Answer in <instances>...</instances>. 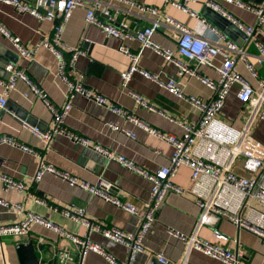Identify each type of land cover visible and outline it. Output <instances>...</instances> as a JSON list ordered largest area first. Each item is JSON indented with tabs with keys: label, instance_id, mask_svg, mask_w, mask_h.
<instances>
[{
	"label": "crops",
	"instance_id": "0c3cea01",
	"mask_svg": "<svg viewBox=\"0 0 264 264\" xmlns=\"http://www.w3.org/2000/svg\"><path fill=\"white\" fill-rule=\"evenodd\" d=\"M27 1L35 2V0ZM102 1L104 6L109 5L111 7L115 24L118 26L119 23H126L133 36L138 31L150 26L154 18L150 12L142 11L140 6L157 9L163 16H170L191 30L198 24L196 18L171 5V2L181 0ZM240 1L252 7L264 6L263 0ZM204 2L205 0H199L198 3L190 4L189 7L202 17V12L206 8ZM221 4L230 15L244 25L258 26L257 16L253 12L234 4L225 2ZM87 6L90 7L91 4ZM87 8L79 7L74 10L63 35V40L67 45L81 48L86 52L85 56L79 57L74 72L83 73L85 85L107 98L108 101L124 108L150 127L182 139L184 131L180 127L169 122L159 112L153 113L139 107L131 94L141 96L159 111L169 116H184L191 121H197L200 118V113L188 103L139 73H134L128 88L124 89L121 74L129 70L132 61L118 51L122 45L119 39L107 37L100 29L86 23ZM97 15L103 21L108 19L99 11ZM208 23L214 26L210 22ZM0 25L10 33L11 37L19 39L21 44L29 50L33 49L40 41L51 38L54 30L53 23L39 21L4 4H0ZM173 34L170 27L162 26L154 33L153 40L162 48L175 52L177 41ZM204 35L212 41L217 39V36L211 33L209 29H205ZM254 39L264 44V25L259 26V33L255 35ZM86 42L92 47L84 48ZM236 43L246 47L251 55L250 61L256 66L259 79L264 80V66L257 64L255 56L258 54V49L255 45L247 46L243 40ZM124 45L135 54L139 53L141 48L135 39L127 40ZM2 47L19 55L10 38L0 29V48ZM175 57H178L176 52ZM15 67L24 70L32 81L39 84L56 108L60 109L64 105L66 87L56 76L57 60L49 50L40 48L33 61L20 58ZM139 67L150 73L160 74V79L163 82H168L171 78L179 81L187 96L198 97L205 101L214 97V92L199 79L178 78L177 67L150 49H145L141 54ZM236 67L243 80L257 89L258 79L253 78L245 65L239 62ZM198 71L211 80H218V75L213 68L202 66ZM71 79L74 78L71 77ZM2 90L3 88L0 86V94ZM239 90V85L233 87L220 115L222 117L220 119L235 130H242L250 117V108L241 103L237 97ZM26 95H29L28 98ZM23 121H26L31 127L39 128L41 132H46L53 126L52 115L49 110L39 99L31 95L28 85L19 80L16 89L10 93L7 99L6 108L0 111V135L11 136L18 142L35 149L48 164L55 166L61 172L77 177L81 181L96 184L99 179H104L113 183L121 190L124 201L133 204L140 213L143 212L151 193V183L148 180L132 173L116 162L106 161L92 148L76 144L64 136L55 137L48 149H45L37 136L22 128ZM109 123L131 131L136 138L132 139L122 132L114 131L108 126ZM66 127L69 131L89 139L91 147L100 145L114 151L152 174L169 166L174 153V147L169 143L126 121L107 107H100L80 95H77L73 100V108L66 119ZM250 137L256 146V151L260 153L264 148V121L257 119L254 122ZM38 163L39 160L36 157L18 148L8 145L0 146V173L7 174L16 180H23L26 184V191L22 194L15 191L6 193L2 190L0 182V199L10 203H20L26 212H34L80 238L87 237L119 262L128 263L129 255L123 245L105 238L98 232L89 231L80 224L54 213L47 207L36 205L33 200L41 197L51 204L62 207L74 204L84 209L87 217L93 223H99L105 227H115L127 233L137 231L141 222L140 217L94 197L83 189L72 187L68 182L53 174H46L39 183L31 184L29 180L36 173ZM235 170L242 175H247L239 162ZM191 177L192 171L188 167L181 166L178 168L173 182L185 192L182 195L168 194L158 214L157 222L144 240V250L136 255L133 264H147L158 253H162L165 258L174 263H181L184 260L185 244L170 236L168 229L190 235L196 226L200 210L193 196L188 194L192 185ZM24 219V215H15L0 206V225L15 224ZM216 230L224 234L228 240H216L214 237ZM199 236L208 242L224 246L232 251H244L246 262L264 264V246L260 239L245 230H239L225 219L210 218L200 229ZM41 239L43 242H40ZM22 243L35 245L40 264H59L56 258L58 251H67L73 256L69 264H110L104 257L93 252L79 255L77 246L71 240L38 224L33 226L27 237H6L0 240V264H20L16 248L18 244ZM187 264L222 263L192 250L188 255Z\"/></svg>",
	"mask_w": 264,
	"mask_h": 264
},
{
	"label": "built area",
	"instance_id": "2783aa9c",
	"mask_svg": "<svg viewBox=\"0 0 264 264\" xmlns=\"http://www.w3.org/2000/svg\"><path fill=\"white\" fill-rule=\"evenodd\" d=\"M198 1L181 0L171 2L174 8L198 20L197 26L192 30L170 16H163L157 9L140 6L142 11L150 12L154 18L150 26L138 31L133 36L129 32L126 23H119L118 26L115 24L111 7L109 5L104 6L102 0H35L34 3L27 0H0V4L12 7L19 13L28 14L42 22L53 23L52 37L40 41L31 50L24 47L19 39L11 37L10 33L1 25L0 29L10 38L20 58L24 60L33 61L40 48L49 50L57 60L56 76L66 87L65 103L60 109L56 108L39 84L32 81L24 70L17 69L14 64H9L6 68L10 73L9 79L0 78V86L3 88L0 94V111L6 108L10 93L16 89L17 82L22 80L28 85L31 95L39 99L52 115L53 126L46 132H41L37 127H31L26 121L22 123V128L37 136L45 149H48L55 137L64 136L76 144L92 148L106 161L116 162L151 183L149 200L145 203L143 212L140 213L133 204L122 199L121 190L113 183L104 179H99L96 184L81 181L77 177L61 172L55 166L48 164L35 149L18 142L11 136L0 135V146L8 145L18 148L39 160L37 171L29 180L31 184L39 183L46 174H53L68 182L72 187L83 189L90 195L98 197L129 214L138 215L141 219L137 231L127 233L115 227H105L102 224L93 223L87 217L85 210L74 204L62 207L51 204L41 197L33 200L34 204L47 207L67 220L78 223L89 231L98 232L105 238L123 245L129 255L128 263L119 262L102 247L90 241L89 238H80L77 235L68 233L40 215L34 212H26L22 204L10 203L4 199H0L1 207L15 215H24L25 219L15 224L0 225V240L6 237H27L33 226L38 224L71 240L77 246L81 256L93 252L104 257L110 264H133L136 255L144 250V240L157 222L158 214L168 194H184V189L177 186L173 179L178 168L186 166L192 171V185L188 194L193 196L200 214L190 235L168 229L170 236L185 244L186 254L184 260L181 263H174L165 258L162 253H158L147 264H156V262L160 264H187L188 255L192 250L218 260L222 264H252L244 260L246 255L244 251H232L224 246L208 242L200 238L199 231L212 217L225 219L239 230H245L258 237L264 246V148L261 150V154L258 153L255 144L250 140L254 122L257 119L264 121V80L259 79L256 66L250 61L251 55L246 47L238 45L189 7L190 4L198 3ZM222 2L234 4L253 12L257 16L258 26L244 25L222 7ZM88 4H91V6L88 7ZM204 4L234 23L246 34L245 42L247 46L254 44L258 49V54L255 56L257 64L264 66V44L254 39L255 35L259 33V26L264 25V6L252 7L240 0H205ZM79 7H88L86 23L89 26L96 27L107 37L116 38L122 42L118 51L132 61L129 70L121 74L124 89L128 88L134 73H139L146 79L162 86L175 97L188 103L200 113V118L197 121H191L184 116H169L159 111L141 96L131 94L139 107L153 113L159 112L169 122L180 127L184 131L182 139L172 134H164L150 127L124 108L108 101L107 98L85 85V75L83 73L74 72L79 57L85 56L86 52L81 48L67 45L63 40V35L74 10ZM98 11L108 19L106 21L101 20L97 15ZM166 25L173 30V37L177 41L175 52L178 57H175L174 51L162 48L153 40L154 33ZM205 29H209L211 33L215 34L217 39L212 41L206 38L204 35ZM132 39H135L141 46L137 54L124 45L127 40ZM145 49L152 50L162 56L168 63L175 65L178 69V78L199 79L214 92V97L209 101H205L198 97L187 96L179 81L171 78L168 82H163L160 79V74L141 69L139 60ZM67 55L69 57H66ZM239 62L245 65L253 78L258 79L257 89L243 80L236 67ZM202 66L213 68L218 75V80L214 81L201 75L198 69ZM71 77L74 79H71ZM237 85L240 86L237 93L239 101L250 108V117L242 130H235L220 119L227 98L233 87ZM77 95L93 101L100 107H107L114 114L172 145L174 153L169 166L163 167L152 174L114 151L100 145L91 147L89 139L69 131L66 127V119L73 108V100ZM28 96L26 95L27 98ZM108 126L114 131L124 133L127 137L136 138L134 133L118 125L109 123ZM240 158H243L241 168L247 175H242L235 170ZM0 182L2 190L6 193L15 191L22 194L26 191V184L23 180H16L7 174L0 173ZM251 202H256L262 209L251 205ZM214 237L218 241L228 240L224 234L217 230L214 231ZM40 242H43V239ZM56 258L59 264H69L73 256L67 251H58Z\"/></svg>",
	"mask_w": 264,
	"mask_h": 264
},
{
	"label": "water",
	"instance_id": "95a60500",
	"mask_svg": "<svg viewBox=\"0 0 264 264\" xmlns=\"http://www.w3.org/2000/svg\"><path fill=\"white\" fill-rule=\"evenodd\" d=\"M202 17L233 41L238 42L239 40H246V34L241 29L213 9L206 7L202 12ZM89 46L88 42L84 44V48H88ZM2 48H0V78L7 80L10 77V73L6 70L7 66L9 64L16 65L20 57L16 52L5 47ZM16 252L19 257L20 264H40V259L37 256L36 247L33 243L20 244L16 248Z\"/></svg>",
	"mask_w": 264,
	"mask_h": 264
},
{
	"label": "rangeland",
	"instance_id": "374dc122",
	"mask_svg": "<svg viewBox=\"0 0 264 264\" xmlns=\"http://www.w3.org/2000/svg\"><path fill=\"white\" fill-rule=\"evenodd\" d=\"M220 118H222V117H220ZM242 162H243V158H240L239 159V164L242 163ZM251 205H253V206H255V207L259 208V209H262V207L259 206L256 202H251Z\"/></svg>",
	"mask_w": 264,
	"mask_h": 264
}]
</instances>
